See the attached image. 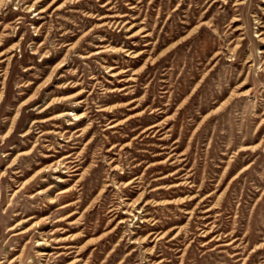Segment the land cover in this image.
Returning <instances> with one entry per match:
<instances>
[{
  "label": "rangeland",
  "instance_id": "obj_1",
  "mask_svg": "<svg viewBox=\"0 0 264 264\" xmlns=\"http://www.w3.org/2000/svg\"><path fill=\"white\" fill-rule=\"evenodd\" d=\"M0 264H264V0H0Z\"/></svg>",
  "mask_w": 264,
  "mask_h": 264
},
{
  "label": "bare ground",
  "instance_id": "obj_2",
  "mask_svg": "<svg viewBox=\"0 0 264 264\" xmlns=\"http://www.w3.org/2000/svg\"><path fill=\"white\" fill-rule=\"evenodd\" d=\"M44 19V18H43ZM71 116V114H70V112H65L64 114H61V115H58V117L59 118H61V117H63V116ZM74 115V114H73ZM75 116V118L77 119V120H80L82 117H80V116H78V115H74ZM65 158H69V156L68 157H65ZM75 171H76V169H75ZM66 191H62L61 192V194H63V193H65ZM61 208H63V207H61ZM63 244V243H62ZM40 245V244H39ZM22 254V253H21ZM42 255H45L44 253H42Z\"/></svg>",
  "mask_w": 264,
  "mask_h": 264
}]
</instances>
